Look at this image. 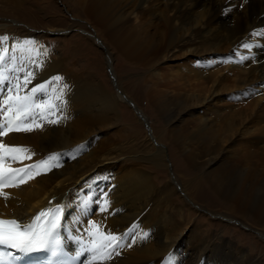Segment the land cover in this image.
<instances>
[{
	"label": "bare ground",
	"instance_id": "bare-ground-1",
	"mask_svg": "<svg viewBox=\"0 0 264 264\" xmlns=\"http://www.w3.org/2000/svg\"><path fill=\"white\" fill-rule=\"evenodd\" d=\"M37 1L32 8L28 0H0V55L10 58L9 67L28 70L30 54L46 49L47 56L36 57L43 66L28 88L60 76L69 86L67 105L59 123L44 122L0 142L26 148L31 157L6 162L5 169L50 156L58 166L4 188L9 199L0 197V216L26 222L53 197L71 209L62 233L73 253L80 250L77 237L89 242L84 230L90 223L97 226V242L108 233L124 236L119 255L102 264H197L202 252L201 264H264L230 239L188 228L195 213L192 189L204 180L222 201L224 220L257 224L264 238V37L252 35L264 31V0H64L96 29V42L86 41L98 46L104 36L146 72L150 103L167 128L142 140L121 123L120 95L87 71L68 69L45 35L21 22L34 19ZM45 26L48 32L41 33H51L52 26ZM17 45L21 50L13 52ZM166 140L175 143L185 167L202 175L183 186L178 172L161 180L171 161ZM104 192L108 210L101 212L95 198Z\"/></svg>",
	"mask_w": 264,
	"mask_h": 264
},
{
	"label": "rangeland",
	"instance_id": "rangeland-1",
	"mask_svg": "<svg viewBox=\"0 0 264 264\" xmlns=\"http://www.w3.org/2000/svg\"><path fill=\"white\" fill-rule=\"evenodd\" d=\"M31 1L28 0L27 3L30 2L28 5L33 8ZM50 1L46 3L44 0L37 1L34 6L37 9L31 10V16L34 19L26 17L21 22L25 25H32L39 35H45L43 41H46L53 51L55 50V55H61L66 60L69 65L68 69L76 70L78 73L87 71L106 89L121 96L122 99L118 100L121 106V123L126 127H133L132 134L137 135L138 140H142L144 137L150 139L152 135L156 139V136L160 135L166 126L165 121L150 103L148 97L150 84L145 80L146 72L116 53V48L104 36L101 42L97 43L98 46L86 41L87 39L95 41L94 37L97 31L88 24L89 21L84 15L79 13L77 16L75 11L77 8L72 7L70 10L64 0H52L54 6ZM32 20H35V23H32ZM45 25L52 26L51 33H41V31L48 32L45 30ZM90 27L92 28L90 29ZM72 63L75 64L74 68ZM162 144H164L166 155L169 156L170 151L171 161H168L170 168L159 173L161 180L165 181L167 176L171 178L169 177L170 171L175 174L178 172L177 178L179 174L182 175L183 179L179 180L182 186L185 181L192 180L193 182L199 177V171L183 165L182 155L174 142L169 143V140H166ZM201 183L203 185L201 188L198 186L194 189L190 188L195 192L193 195L196 199L193 200L195 203L192 206L189 205L195 213L188 217V228L197 226L201 233H204V230H209L214 235L230 239L244 248L247 254L259 257L264 262V238L259 235L263 227H258L257 224L252 225L239 217H235L238 222L230 221V219L224 220L223 214L227 212L224 207L219 206L218 202L222 201L214 195L215 193L212 194V190L204 180ZM190 192L187 189V193ZM240 223L248 228L243 227ZM194 235L197 238L198 234L194 232ZM199 256L197 264L204 262L206 254L202 252Z\"/></svg>",
	"mask_w": 264,
	"mask_h": 264
},
{
	"label": "snow or ice",
	"instance_id": "snow-or-ice-1",
	"mask_svg": "<svg viewBox=\"0 0 264 264\" xmlns=\"http://www.w3.org/2000/svg\"><path fill=\"white\" fill-rule=\"evenodd\" d=\"M252 35L264 37V31L253 32ZM11 50L17 52L21 49L17 45ZM8 51L9 49H3L5 54ZM31 52H36L34 46H31ZM41 53L43 56L48 55L46 49L40 50L35 56L30 54L32 64L28 70L22 66L9 67L10 58L0 55V137H6L13 132H32L42 128L44 122L51 124L60 122L59 113H62L67 105L65 97L69 91V86L63 83V78L56 76L28 88L36 76V71L43 66V61L36 58ZM28 152L26 148L8 146L0 142V197L3 199H9L3 192L4 188L19 187L29 179L58 166L57 157L50 156L22 168H4L6 162L14 163L17 160L30 159ZM95 202L99 211H107L109 203L107 192L95 198ZM69 211L71 209L67 206L46 208L32 217L28 223L0 218V264H19L20 261L31 258L34 254L56 258L62 251L61 231ZM96 227L94 223H90L84 230L88 243H84L83 236L76 238L80 250L75 259L84 258L80 264H102L114 255H119V249L124 247L120 243L124 236L112 233L105 235L102 242L95 241L92 230Z\"/></svg>",
	"mask_w": 264,
	"mask_h": 264
}]
</instances>
